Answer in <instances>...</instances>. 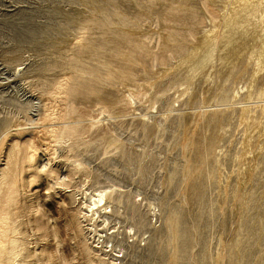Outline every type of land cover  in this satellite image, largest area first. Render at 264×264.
Returning a JSON list of instances; mask_svg holds the SVG:
<instances>
[{
  "label": "rangeland",
  "instance_id": "rangeland-1",
  "mask_svg": "<svg viewBox=\"0 0 264 264\" xmlns=\"http://www.w3.org/2000/svg\"><path fill=\"white\" fill-rule=\"evenodd\" d=\"M10 160L23 264H264V0H0Z\"/></svg>",
  "mask_w": 264,
  "mask_h": 264
},
{
  "label": "bare ground",
  "instance_id": "bare-ground-1",
  "mask_svg": "<svg viewBox=\"0 0 264 264\" xmlns=\"http://www.w3.org/2000/svg\"><path fill=\"white\" fill-rule=\"evenodd\" d=\"M15 166L13 162H11L10 160L8 162V168L5 170L2 178L0 179V263L9 262V264H23L24 261L33 257L34 251H30L26 243H24V241L20 240L19 238L10 237L9 235L10 233L12 234L17 233L15 231L16 228H11L9 225L11 219L8 210L10 206V195H11L10 186L6 188L8 189V191L5 195H3L4 193L3 187L6 186V184H8V181L6 179H8V175L12 176V174H14ZM64 187L66 188V186ZM116 195L117 194H115V190L109 187L104 189L102 188L95 189L93 193H89V194H86L84 190L80 192V194L78 193L75 194V198L78 200L79 203V206L77 207L78 218L80 219V222L82 224V228H83L82 230H85V233L91 236L92 239H94V243L99 245L100 251L104 252V254L106 255L108 251L114 252V250H116V247L112 244L110 246L111 248H109L108 250L106 244L107 241L105 242L104 240H101L102 232L104 230L103 227L106 226L107 228V225L110 223L111 216L116 214V209L112 204L113 201L117 199ZM118 196L120 197L121 194H119ZM31 208L32 210L37 211V208L34 205H32ZM109 226L112 227L111 225H108V227ZM4 242H6L7 245H5ZM114 256L119 257L118 254L116 255L114 254ZM112 261L110 260L108 261L105 258H103L102 263L115 264L114 263L115 261L114 262Z\"/></svg>",
  "mask_w": 264,
  "mask_h": 264
}]
</instances>
